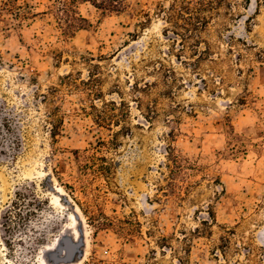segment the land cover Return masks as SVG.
I'll use <instances>...</instances> for the list:
<instances>
[{"label":"rangeland","instance_id":"rangeland-1","mask_svg":"<svg viewBox=\"0 0 264 264\" xmlns=\"http://www.w3.org/2000/svg\"><path fill=\"white\" fill-rule=\"evenodd\" d=\"M52 2L18 0L33 8L21 22L0 0V264H50L56 255L44 250L66 247L67 228L85 239L74 264H264V0H224L202 34L212 51L199 64L164 34L157 11L173 0H127L124 12L106 14L82 0L90 25L73 37L38 14ZM140 8L151 15L144 26ZM88 52L105 99L130 107V129L106 152L110 186H88L109 217L136 215L141 224L126 235L92 225L63 186L79 176L76 154L119 127L99 126L65 88L55 102L62 134L52 138L44 120L42 94L70 72L87 77L80 57ZM170 147L180 157L174 180ZM25 186L46 203L32 200L20 208L31 212L24 225L5 229L7 207Z\"/></svg>","mask_w":264,"mask_h":264},{"label":"trees","instance_id":"trees-1","mask_svg":"<svg viewBox=\"0 0 264 264\" xmlns=\"http://www.w3.org/2000/svg\"><path fill=\"white\" fill-rule=\"evenodd\" d=\"M81 2L82 0H54L46 11L38 14L51 15L63 36L73 37L77 31L86 29L90 25L89 20L79 10ZM223 3L224 0H173L167 7H159L157 14L168 25L164 30L165 36L175 44L182 43L183 46L180 49L182 52L185 47L189 48L191 53L196 55V64H199L212 51L210 43L203 38L202 34L207 30L213 15L219 12V6ZM93 4L105 14L122 13L128 8L127 0H95ZM4 9L13 12L21 22L33 14V8L29 4H19L18 0H9ZM136 16L139 19L137 22L139 26L146 25L151 19L149 11L143 8L136 11ZM170 34L174 35V38H170ZM80 59L89 67L87 77L83 78L80 71L70 72L61 76L58 86H51L47 93L42 94V102L46 105V118L44 120L52 138L56 139L62 134L64 116L61 115L60 107L55 105V102L58 99H64L63 88H65L70 93L80 94V100L88 103V107H84L83 110L94 115V120L99 126L111 131L114 126L119 127V130L113 133V139H100L95 146L85 150L83 157L79 155V152L76 154L79 176L72 183L66 182L63 186L76 200L82 211L85 214L89 213L92 225L96 228H113L118 234L126 235L129 233V229L135 231L139 228L141 223L136 215L132 214L124 218L109 217L103 210L100 211L99 204L95 203V194L88 190V186L91 180H103L108 187L110 186L115 166L111 158L106 155V152L111 147L119 145V135L130 129L127 123L130 107L124 100L105 99L101 87L102 77L100 72L99 74L95 73L100 66L95 63L96 58L91 52L82 55ZM145 86L150 85L145 83ZM173 149V147H170L168 151L172 162V166L169 165L171 167L170 180H174L172 175L176 176L180 172L178 164L180 157ZM57 175L61 181V176ZM170 183L173 185V181H170ZM96 189L102 190L100 186ZM78 194L82 200L77 199ZM15 195L16 200L7 207L3 217L5 219L3 226L11 231L18 228V226H23L31 215L29 211L21 212V207L31 205L32 200L37 201L40 205L46 203L45 200L39 199L35 191L31 190L29 186L20 187ZM28 198L30 200L25 204ZM84 206L86 208H83ZM14 210L16 211L14 212ZM125 224H128L130 228L126 227ZM196 230L199 231L198 228ZM91 264L106 263L97 257H93Z\"/></svg>","mask_w":264,"mask_h":264},{"label":"bare ground","instance_id":"bare-ground-1","mask_svg":"<svg viewBox=\"0 0 264 264\" xmlns=\"http://www.w3.org/2000/svg\"><path fill=\"white\" fill-rule=\"evenodd\" d=\"M79 231V229L77 228ZM79 239H75V234L73 228H67L63 232L64 247L58 252L53 251L51 248H46L45 251H50L56 258L50 264H74L78 256L82 255V249L84 247L85 239L83 238V233L79 231ZM63 242V241H62ZM76 255V256H75Z\"/></svg>","mask_w":264,"mask_h":264}]
</instances>
